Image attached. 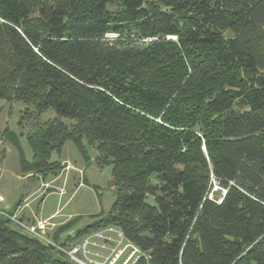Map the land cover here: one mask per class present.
I'll return each mask as SVG.
<instances>
[{
    "label": "trees",
    "instance_id": "16d2710c",
    "mask_svg": "<svg viewBox=\"0 0 264 264\" xmlns=\"http://www.w3.org/2000/svg\"><path fill=\"white\" fill-rule=\"evenodd\" d=\"M0 100L32 109L24 175L57 178L69 140L112 169L60 247L115 227L135 264H264V0H0ZM5 220L0 264H76Z\"/></svg>",
    "mask_w": 264,
    "mask_h": 264
},
{
    "label": "rangeland",
    "instance_id": "374dc122",
    "mask_svg": "<svg viewBox=\"0 0 264 264\" xmlns=\"http://www.w3.org/2000/svg\"><path fill=\"white\" fill-rule=\"evenodd\" d=\"M109 38H116V36L110 34ZM28 112H32V109L21 102L0 100V132H5L4 138L0 140V165L5 171L6 178L12 182L11 186L14 185V189L20 192V195L24 193V190L29 192L30 189L31 192H35L31 207L35 211H40L41 216L55 211L58 205L62 206L63 215L74 214L71 220L78 225L74 226L75 230L91 224L100 214L106 215L116 201L112 169L111 167L100 168L94 162L95 151L90 150L88 156H84L71 140L65 143L60 154H54L52 157L53 161L62 162L63 170L51 186L62 187L63 185L67 190V193L65 190L66 195L60 196L61 191L42 186L44 181L41 177L29 175L27 180L18 181L11 176L14 168L18 170L20 168L19 155H22L29 163L32 159L27 134L32 131L34 121L23 119ZM56 117L54 110L50 109L39 117V121L43 123ZM62 121L70 122L68 119H62ZM13 140H16L17 144ZM65 160L67 162L63 163ZM79 183H83L84 186L76 190ZM216 189L219 188L216 186L214 190ZM55 228L54 224L47 226L46 238L51 240V237H54L53 234H55L54 240L60 238V235L54 231ZM107 228L99 230L103 231L102 239L97 238L96 232L92 231L76 240L77 244L90 238L85 251L79 253L77 257L86 264H104V262L105 264L110 262L111 264H135L141 254L139 250L132 246L118 229ZM65 235L66 232H63L61 237Z\"/></svg>",
    "mask_w": 264,
    "mask_h": 264
},
{
    "label": "crops",
    "instance_id": "0c3cea01",
    "mask_svg": "<svg viewBox=\"0 0 264 264\" xmlns=\"http://www.w3.org/2000/svg\"><path fill=\"white\" fill-rule=\"evenodd\" d=\"M66 162H67L66 160L63 161V163H66ZM19 167H20V163H19ZM4 174H5V171L0 165V213L10 212L18 205L19 202H21L20 205L17 207L16 211L20 212V215L24 221L30 224H35L38 221H46V220L50 221V223L53 222L51 224H54L56 227L54 231L59 229L63 225L67 224L71 219H73L74 214L70 213L68 215H63V212L61 211L62 206L60 205L57 206L55 211L49 213L48 215L41 216L40 211H35L31 207L32 206V196L35 194V192H31L29 189V192L24 190V193L23 194L21 193L20 195V192L14 189V185L11 186L12 182H10L9 178H6ZM11 176L14 179H17L18 181H25L29 178V175H24L21 172L20 168L19 170L17 168H14L11 172ZM57 179H54L47 183H43L42 186L45 185V187H50V188L52 187L54 189H57L61 191L59 195L64 196L66 195L67 190L66 188L63 187V185L62 187L51 186L54 182H56ZM83 186H84L83 183L77 184L76 190L79 187H83ZM65 190H66V193H65ZM67 234L68 233H66L65 237L67 236ZM65 237L62 236V238H65Z\"/></svg>",
    "mask_w": 264,
    "mask_h": 264
},
{
    "label": "built area",
    "instance_id": "2783aa9c",
    "mask_svg": "<svg viewBox=\"0 0 264 264\" xmlns=\"http://www.w3.org/2000/svg\"><path fill=\"white\" fill-rule=\"evenodd\" d=\"M0 216H3L7 220H9L12 223V226L14 228L22 230L23 232L39 239L40 241H43L47 245L56 246L60 252H62L66 257H68L71 261L75 262L76 264H86L83 260L79 259L77 257V255L79 253H81L82 251L83 252L85 251V248H86L87 244L89 243L90 238H86L83 240L82 243H77L74 246L63 248V247H60L59 245H57L56 243H54L52 240L46 238L47 226L51 225L49 223V221H39L36 224H30V223L23 220L19 211H15L13 213L1 212ZM109 228L116 229L115 227H109ZM109 228H107V229H109ZM102 232L103 231H96V233H95L96 237L99 239L100 238L102 239L104 237ZM105 263L106 262H104V264ZM111 263L112 262H110V264ZM96 264H103V263H96Z\"/></svg>",
    "mask_w": 264,
    "mask_h": 264
},
{
    "label": "water",
    "instance_id": "95a60500",
    "mask_svg": "<svg viewBox=\"0 0 264 264\" xmlns=\"http://www.w3.org/2000/svg\"><path fill=\"white\" fill-rule=\"evenodd\" d=\"M114 189H115V186H114ZM5 221H8V220H5ZM86 230H87V227L86 226H82L77 232H74L72 235H73V237H76V235L79 232H85Z\"/></svg>",
    "mask_w": 264,
    "mask_h": 264
}]
</instances>
